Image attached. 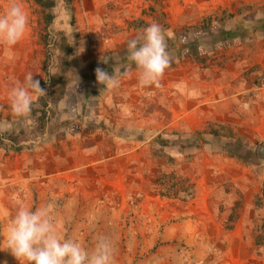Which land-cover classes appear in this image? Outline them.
<instances>
[{
	"label": "rangeland",
	"instance_id": "rangeland-1",
	"mask_svg": "<svg viewBox=\"0 0 264 264\" xmlns=\"http://www.w3.org/2000/svg\"><path fill=\"white\" fill-rule=\"evenodd\" d=\"M18 2L28 30L13 59L0 47V264H20L18 208L48 203L63 237L89 251L108 237L113 264H264V103L216 89L231 70L264 84V0H56L50 24ZM153 23L172 33L170 64L142 87L127 45ZM63 38L66 66L50 51ZM105 59L118 88L94 75ZM29 73L44 92L17 117L8 93Z\"/></svg>",
	"mask_w": 264,
	"mask_h": 264
},
{
	"label": "clouds",
	"instance_id": "clouds-1",
	"mask_svg": "<svg viewBox=\"0 0 264 264\" xmlns=\"http://www.w3.org/2000/svg\"><path fill=\"white\" fill-rule=\"evenodd\" d=\"M28 27L29 17L25 9L18 0H10L0 14V47L7 59H13V50L24 39ZM171 37L170 31L166 32L159 24L153 23L128 41V60L137 69L140 86L158 84L170 64L166 39ZM120 75L96 70L99 84L110 90L119 87ZM43 92L39 80H34L29 73L23 83L13 86L8 93L12 112L17 117H27ZM7 130L8 126L0 123V131ZM53 211L52 203L35 210L20 206L8 224L7 250L20 264H113L114 248L108 237H98L95 247L89 251L61 235Z\"/></svg>",
	"mask_w": 264,
	"mask_h": 264
},
{
	"label": "crops",
	"instance_id": "crops-1",
	"mask_svg": "<svg viewBox=\"0 0 264 264\" xmlns=\"http://www.w3.org/2000/svg\"><path fill=\"white\" fill-rule=\"evenodd\" d=\"M230 74L232 75L230 78V81L228 84L225 85H218V87H216V89L218 90V92L222 89H235V94L234 92L230 91L229 94L230 96H250V101H254L257 102L259 104H263L264 103V84L262 85H256L254 82L251 81H247V77L245 72H241V71H237V70H231ZM241 79V83L242 81L245 82V80L247 81L246 86L244 87H240V85H237L236 82H238ZM227 98V97H226ZM230 98V97H229ZM224 99H218L216 102H222ZM226 100V99H225ZM214 101V103H216ZM261 114H264V109L261 108ZM225 114H231L230 112H220L217 111L216 114L213 115V121L216 122H220L221 121V117H224ZM254 129L256 130V132L261 135L264 136V115L261 116L260 118V124H258L256 127H254Z\"/></svg>",
	"mask_w": 264,
	"mask_h": 264
},
{
	"label": "trees",
	"instance_id": "trees-1",
	"mask_svg": "<svg viewBox=\"0 0 264 264\" xmlns=\"http://www.w3.org/2000/svg\"><path fill=\"white\" fill-rule=\"evenodd\" d=\"M78 0H64V4L65 6L71 10L74 11V6H75V2ZM35 2L40 6V8L42 9V18L44 19L43 23H47L50 24L52 23L53 19H54V15L50 11L52 8H54L56 6V0H35ZM44 38L46 40L47 44H51L50 41H53L54 38H50L49 37V33L46 31V29L44 30ZM64 39V38H63ZM53 46L50 47V51L55 49V48H59L62 56L60 57V62L61 65L66 66L68 64L67 62V56L71 53V46L70 44H68V42H66V40L64 39L63 42H58L57 39H55V41L53 42ZM105 62H103L102 66L99 69H102L106 72H108L109 74H113L114 73V69H113V64H112V60L111 59H105ZM98 68H96L94 70V75L96 76V70Z\"/></svg>",
	"mask_w": 264,
	"mask_h": 264
}]
</instances>
